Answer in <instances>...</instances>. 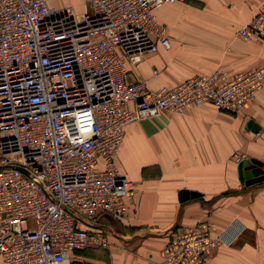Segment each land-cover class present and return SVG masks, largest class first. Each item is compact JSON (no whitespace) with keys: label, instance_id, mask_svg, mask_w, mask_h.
Wrapping results in <instances>:
<instances>
[{"label":"built area","instance_id":"obj_1","mask_svg":"<svg viewBox=\"0 0 264 264\" xmlns=\"http://www.w3.org/2000/svg\"><path fill=\"white\" fill-rule=\"evenodd\" d=\"M54 1L0 0L5 264H89L80 252L109 244L101 218L123 217L131 199L117 162L127 126L207 101L239 114L264 84L262 66L216 68L156 88L132 76L133 55L170 48L156 10L175 0H82L81 12ZM237 34L264 36V4ZM180 226L162 264H206L213 248L232 240L209 223Z\"/></svg>","mask_w":264,"mask_h":264},{"label":"crops","instance_id":"obj_2","mask_svg":"<svg viewBox=\"0 0 264 264\" xmlns=\"http://www.w3.org/2000/svg\"><path fill=\"white\" fill-rule=\"evenodd\" d=\"M263 3L163 4L156 14L166 27L170 48L133 55L127 63L131 75L156 88L215 68L234 72L264 66V39L237 35ZM58 5L83 9L82 0H61ZM251 158L264 164V87L238 115L207 101L131 123L117 153L120 170L131 182L126 213L102 217L101 226L109 228L108 246L80 254L89 264H162L161 251L172 228L206 218L211 211L216 230L227 229L232 240L210 251L208 264H264V180L245 185L238 173L239 162ZM182 190L198 196L180 200ZM0 264H5L1 256Z\"/></svg>","mask_w":264,"mask_h":264},{"label":"water","instance_id":"obj_3","mask_svg":"<svg viewBox=\"0 0 264 264\" xmlns=\"http://www.w3.org/2000/svg\"><path fill=\"white\" fill-rule=\"evenodd\" d=\"M239 179L242 184L251 185L264 180V164L260 160L251 158L243 159L238 164ZM198 196L197 192L182 190L179 193L180 200Z\"/></svg>","mask_w":264,"mask_h":264},{"label":"rangeland","instance_id":"obj_4","mask_svg":"<svg viewBox=\"0 0 264 264\" xmlns=\"http://www.w3.org/2000/svg\"><path fill=\"white\" fill-rule=\"evenodd\" d=\"M59 1H60V3H61V0H56V1H54L53 3L54 4H56V5H58L59 4ZM63 2V1H62ZM264 4V3H263ZM263 4H261V6L263 5ZM59 6V5H58ZM261 6L258 8V10L261 8ZM258 10L255 12V14H257V12H258ZM255 14H254V16H255ZM254 16L249 20V21H251L253 18H254ZM248 21V22H249ZM238 35V34H237ZM240 37V36H239ZM264 39V36L263 37H259V39H250V40H263ZM246 40V39H245ZM254 66H262V65H254ZM252 67V66H251ZM262 67H264V66H262ZM249 68V67H248ZM216 69V68H215ZM247 69V68H246ZM241 71V70H240ZM207 73V72H206ZM263 87H264V84H263V86H262V89H263ZM249 105V104H248ZM247 105V106H248ZM246 106V107H247ZM245 107V108H246ZM217 108V107H216ZM218 109V108H217ZM219 110V109H218ZM245 110V109H244ZM243 110V111H244ZM221 111V110H220ZM242 111V112H243ZM166 112H168V111H166ZM242 112H240L239 114H241ZM231 114V113H230ZM232 115H238V114H232ZM237 160H240L241 159V157H240V155H239V157H237L236 158ZM210 214H211V211H209V213H208V216L206 217V218H203V219H200V220H197L196 222H193V223H191V224H187V225H179L180 227H195V226H199L200 224H202V223H209V224H211L212 226H213V229L215 230V233H219V232H221V231H224V230H220V231H218V230H216V228H215V223H213L212 221H211V219L209 218V216H210ZM215 226H214V225ZM179 226H176V227H179ZM176 227H173L172 228V230H174ZM171 230V231H172ZM170 231V232H171ZM169 238H170V235H169ZM223 245H220V246H218V247H216V248H213L211 251H213L214 249H217V248H220V247H222ZM208 255V254H207ZM207 255H206V257H205V263L206 264H208V259H207Z\"/></svg>","mask_w":264,"mask_h":264},{"label":"bare ground","instance_id":"obj_5","mask_svg":"<svg viewBox=\"0 0 264 264\" xmlns=\"http://www.w3.org/2000/svg\"><path fill=\"white\" fill-rule=\"evenodd\" d=\"M167 3H168V2H167ZM127 63H128V62H127ZM140 78H141V77H140ZM141 79H143V78H141ZM143 80H144V81L146 82V84H147V81H146L145 79H143ZM147 85H148V84H147ZM261 90H262V88L257 92V94H258ZM257 94H256V96H257ZM255 98H256V97H255ZM255 98H254V99H255ZM252 101H253V100H252ZM252 101H251V102H252ZM251 102H250V103H251ZM204 103H205V102H204ZM250 103H249V104H250ZM192 106H194V105H192ZM183 111H184V110H183ZM183 111H182V112H183ZM223 112H225V111H223ZM176 113H180V112H176ZM228 113H229V112H228ZM231 114H232V113H231ZM144 119H145V118H144ZM140 120H141V119H140ZM136 121H137V120H136ZM134 122H135V121H134ZM132 123H133V122H132ZM130 124H131V123H130ZM130 124H129V125H130ZM129 125H128V126H129ZM125 132H126V129H125ZM125 132H124V135H125ZM124 135H123V137H124ZM122 140H123V138H122ZM122 140H121V143H122Z\"/></svg>","mask_w":264,"mask_h":264}]
</instances>
